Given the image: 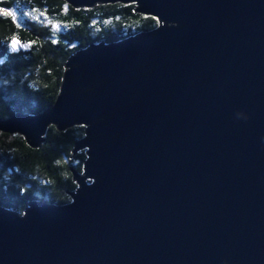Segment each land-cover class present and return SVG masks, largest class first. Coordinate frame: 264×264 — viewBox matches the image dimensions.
I'll return each instance as SVG.
<instances>
[{"label":"water","instance_id":"water-1","mask_svg":"<svg viewBox=\"0 0 264 264\" xmlns=\"http://www.w3.org/2000/svg\"><path fill=\"white\" fill-rule=\"evenodd\" d=\"M65 1L159 26L78 51L52 108L0 121L31 149L85 126L87 155L70 203L0 209V264H264V0Z\"/></svg>","mask_w":264,"mask_h":264},{"label":"trees","instance_id":"trees-1","mask_svg":"<svg viewBox=\"0 0 264 264\" xmlns=\"http://www.w3.org/2000/svg\"><path fill=\"white\" fill-rule=\"evenodd\" d=\"M0 8L18 13L15 19L0 14V121L17 113L40 116L52 108L61 91L64 66L78 51L94 44L121 42L159 26L156 18L134 13L135 4L75 9L65 0H0ZM27 10L45 15L63 30L55 31L51 25L27 17ZM13 39L29 46L11 51ZM85 130V126H75L58 132L52 126L39 149H31L18 134L0 132V157H14L17 169L8 167V171L20 174V190L28 191L31 198L41 194V200L64 205L72 201L66 191L72 193L78 187L70 169L84 171L86 149L74 156L72 151L86 137ZM6 152H10L7 157ZM29 184L35 191L31 192ZM25 209L20 205L7 208L20 214Z\"/></svg>","mask_w":264,"mask_h":264},{"label":"flooded vegetation","instance_id":"flooded-vegetation-1","mask_svg":"<svg viewBox=\"0 0 264 264\" xmlns=\"http://www.w3.org/2000/svg\"><path fill=\"white\" fill-rule=\"evenodd\" d=\"M10 155V152H6V157ZM17 169L16 162L14 157L12 156L11 159L8 157L5 159L4 157H0V209H7L10 207H15L17 205L24 206L26 209L28 208V204L33 201H43L47 202L44 199L43 195L38 194L31 198L28 196V191L20 190L19 183L21 178L19 177L16 171L13 170L11 172L8 171V167H13ZM48 183H45V185ZM30 188L31 192L35 191L33 185H27ZM32 187V188H31ZM42 190V187L40 188ZM51 190V189H50ZM49 190V191H50ZM43 192V191H42ZM35 193V192H34ZM50 203V202H47ZM53 204V203H52ZM68 204V203H66ZM25 209V210H26Z\"/></svg>","mask_w":264,"mask_h":264},{"label":"rangeland","instance_id":"rangeland-1","mask_svg":"<svg viewBox=\"0 0 264 264\" xmlns=\"http://www.w3.org/2000/svg\"><path fill=\"white\" fill-rule=\"evenodd\" d=\"M12 13H13V16H15V18H17L18 13H16V14H15V12H12ZM0 14H3V13H0ZM26 16L29 17V18L36 19L39 22H41L42 24H44V25H51L55 31H61V30H63V27H62L61 24L50 21L43 14H34V13H30V11L27 10L26 11ZM57 24L60 25L59 29H57L56 27H54V25H57ZM80 174L84 175L83 173H80Z\"/></svg>","mask_w":264,"mask_h":264},{"label":"snow or ice","instance_id":"snow-or-ice-1","mask_svg":"<svg viewBox=\"0 0 264 264\" xmlns=\"http://www.w3.org/2000/svg\"><path fill=\"white\" fill-rule=\"evenodd\" d=\"M0 13H3L4 16H13L12 12L6 11L2 8H0ZM13 19H15V16H13ZM54 27L59 29L60 25L57 24V25H54ZM28 46H29L28 44L21 43L20 41L15 40V39L10 41V50L11 51H18L19 48H26Z\"/></svg>","mask_w":264,"mask_h":264}]
</instances>
